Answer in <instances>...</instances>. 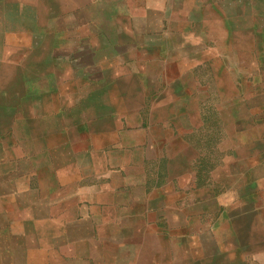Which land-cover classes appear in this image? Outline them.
Instances as JSON below:
<instances>
[{
	"label": "crops",
	"instance_id": "obj_1",
	"mask_svg": "<svg viewBox=\"0 0 264 264\" xmlns=\"http://www.w3.org/2000/svg\"><path fill=\"white\" fill-rule=\"evenodd\" d=\"M7 10L0 81L23 31L49 142L0 178V264H264V0Z\"/></svg>",
	"mask_w": 264,
	"mask_h": 264
},
{
	"label": "rangeland",
	"instance_id": "obj_2",
	"mask_svg": "<svg viewBox=\"0 0 264 264\" xmlns=\"http://www.w3.org/2000/svg\"><path fill=\"white\" fill-rule=\"evenodd\" d=\"M10 1L0 0V19H10L9 22L17 29L18 26L26 23L27 18L24 12H17L18 10H15V15L4 17L6 13H9L7 8ZM10 40H15V73L9 70L4 74V80L0 81V133H3L0 136V178L3 180V183L15 182V146L17 143L21 146L20 149H28V146L32 145V150L38 151L36 142L40 143L42 150L43 146L49 142V139L44 138L43 133L34 136L28 132V130L39 126L40 122H38V119L42 118L46 107L41 106L36 110L35 102L38 97H33L35 92L29 90L27 81L17 82L18 71L22 73V77H25V79L33 75L31 74L33 71V59L31 57L33 56H30L28 50V35L23 31L15 30V38L10 37ZM2 51L0 36V54ZM7 51L10 52L11 50L7 48ZM14 79L15 81L13 82L12 80ZM30 95L32 98L26 99ZM15 101L19 104H15ZM52 108L54 109V106ZM38 156L43 159V151H39ZM13 189H15L14 185L13 187L3 185L0 191L8 194ZM4 239H6V235H4Z\"/></svg>",
	"mask_w": 264,
	"mask_h": 264
}]
</instances>
